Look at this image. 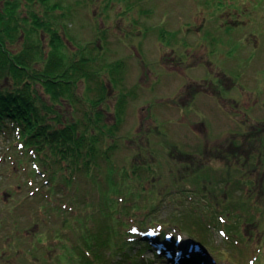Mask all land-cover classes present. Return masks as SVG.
Returning <instances> with one entry per match:
<instances>
[{
  "label": "rangeland",
  "instance_id": "obj_1",
  "mask_svg": "<svg viewBox=\"0 0 264 264\" xmlns=\"http://www.w3.org/2000/svg\"><path fill=\"white\" fill-rule=\"evenodd\" d=\"M57 13L69 56L84 62L58 101L38 96L63 120L98 119L118 147L92 170L98 177L70 189L31 176L26 155L9 166L0 178V264H72L85 228L116 231L120 244L146 222L165 226L203 264H264V0H62ZM197 214L206 239L184 227ZM153 250L146 264H171Z\"/></svg>",
  "mask_w": 264,
  "mask_h": 264
},
{
  "label": "trees",
  "instance_id": "obj_2",
  "mask_svg": "<svg viewBox=\"0 0 264 264\" xmlns=\"http://www.w3.org/2000/svg\"><path fill=\"white\" fill-rule=\"evenodd\" d=\"M29 3L41 4L43 11L38 14L35 10L27 13L20 10L21 5ZM61 4L62 0H25L24 3L22 0H0V135L11 143L10 149L5 144L0 146V167L4 169L0 171V178L4 181L3 176L9 177V166L27 162L22 157L26 155L32 161L30 175L44 177L42 181L49 182L48 186L55 191L58 190L56 185L59 182L70 189L83 177H98V173L92 170L100 165V160L109 159L111 150L118 147L112 142L113 139L110 141L112 129L109 131L105 124H99L98 119L84 118V122L78 119L63 120L58 111L52 110L49 105V108L46 107L38 96L40 93H47L53 101H58L60 95L57 92L67 93L74 87L79 75L76 68L80 65L82 67L84 62L83 56H69L70 47L63 38L65 34L69 37V34L61 32L57 26H67L58 22L65 15L57 13ZM18 38L21 39L19 48ZM69 39L72 41L71 36ZM78 62L81 64L75 66ZM74 66L71 70L70 67ZM81 75L90 76L87 71ZM39 84L42 86L41 91L37 89ZM72 95H76L75 91H72ZM100 98L101 96L91 101V110L88 112L90 117L92 110H96L95 104L102 100ZM107 139L109 145L104 143ZM14 141L18 144V150L14 147ZM28 149L35 151L37 157L29 156ZM11 171L15 173L14 169ZM106 200L113 205V199ZM104 201L105 199L103 203ZM185 211L191 216L188 209ZM198 216L197 214L196 224L188 222L184 227L191 233V226H195V231L202 239H206V224ZM116 221L120 223L118 227L126 223L119 218ZM138 224L135 225L137 232H132L134 226H130L129 233L120 240V244L115 241L116 231L109 235L101 226L85 228L82 245L71 247L78 257L72 264H146L148 261L153 262L146 258V252L152 250V247L155 248L153 258H159L163 263L172 262L178 252L184 251V264H203L204 256L193 251L190 258L185 257L189 250L180 248L179 240L165 226L155 222ZM175 239L178 243L176 247ZM132 243H137L138 248L133 250L135 245L132 246ZM182 244L185 246L187 243ZM158 245H161V249L157 248ZM169 245L172 246L171 249L168 248ZM47 246L45 244L44 247Z\"/></svg>",
  "mask_w": 264,
  "mask_h": 264
},
{
  "label": "water",
  "instance_id": "obj_3",
  "mask_svg": "<svg viewBox=\"0 0 264 264\" xmlns=\"http://www.w3.org/2000/svg\"><path fill=\"white\" fill-rule=\"evenodd\" d=\"M183 231V230H182ZM182 231H177V235H181V233H183ZM188 231V230H187ZM189 232V231H188ZM190 233V232H189ZM192 240V242H193V244L194 245H196V247H199V245H201V243L199 242L200 240H197V239H195V238H192L191 239Z\"/></svg>",
  "mask_w": 264,
  "mask_h": 264
},
{
  "label": "bare ground",
  "instance_id": "obj_4",
  "mask_svg": "<svg viewBox=\"0 0 264 264\" xmlns=\"http://www.w3.org/2000/svg\"><path fill=\"white\" fill-rule=\"evenodd\" d=\"M179 236H181V235H179ZM181 238H183V237H181ZM184 239V238H183ZM194 245V244H193ZM194 247V246H193ZM196 248V247H195Z\"/></svg>",
  "mask_w": 264,
  "mask_h": 264
}]
</instances>
